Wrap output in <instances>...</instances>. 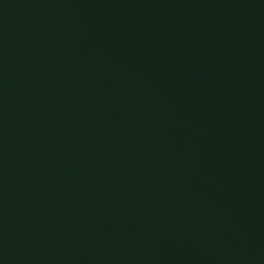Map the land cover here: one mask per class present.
I'll return each mask as SVG.
<instances>
[{
	"label": "water",
	"instance_id": "water-1",
	"mask_svg": "<svg viewBox=\"0 0 264 264\" xmlns=\"http://www.w3.org/2000/svg\"><path fill=\"white\" fill-rule=\"evenodd\" d=\"M0 264H264V0H0Z\"/></svg>",
	"mask_w": 264,
	"mask_h": 264
}]
</instances>
